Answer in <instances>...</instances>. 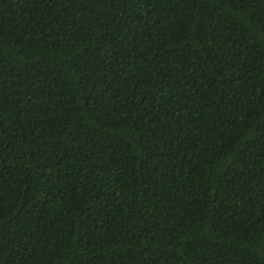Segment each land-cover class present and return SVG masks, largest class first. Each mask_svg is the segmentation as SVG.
<instances>
[{"label":"trees","instance_id":"obj_1","mask_svg":"<svg viewBox=\"0 0 264 264\" xmlns=\"http://www.w3.org/2000/svg\"><path fill=\"white\" fill-rule=\"evenodd\" d=\"M0 264H264V0H0Z\"/></svg>","mask_w":264,"mask_h":264}]
</instances>
